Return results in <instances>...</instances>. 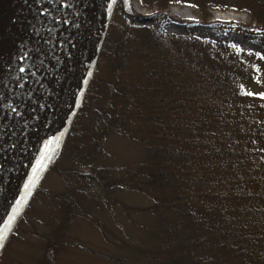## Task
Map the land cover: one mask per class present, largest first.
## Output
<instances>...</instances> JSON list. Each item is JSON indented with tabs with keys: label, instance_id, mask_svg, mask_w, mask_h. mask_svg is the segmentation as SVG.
Wrapping results in <instances>:
<instances>
[{
	"label": "trees",
	"instance_id": "trees-1",
	"mask_svg": "<svg viewBox=\"0 0 264 264\" xmlns=\"http://www.w3.org/2000/svg\"><path fill=\"white\" fill-rule=\"evenodd\" d=\"M139 1L143 8L157 9L142 27L145 34L123 27L121 41H104L80 109L94 108L114 134L143 146L144 157L109 179L110 168L98 162L105 150L84 154L83 143L74 142L63 179L72 188L68 173L85 168L105 188L151 200L139 210L156 215L157 223L149 240L133 242L135 264H264V96L255 89L264 87V73L244 61L232 64L215 48H180L165 25L188 21L164 13L184 6L205 23L212 11L244 13L248 24L211 25L217 33L239 31L264 49V38H259L264 0ZM133 2L119 0L117 8L122 5L126 14L140 16ZM101 64V75L107 74L98 79L101 89L104 84L112 92L100 95V89L93 96ZM62 156L60 152L52 167ZM56 197L74 202L69 192Z\"/></svg>",
	"mask_w": 264,
	"mask_h": 264
},
{
	"label": "rangeland",
	"instance_id": "rangeland-1",
	"mask_svg": "<svg viewBox=\"0 0 264 264\" xmlns=\"http://www.w3.org/2000/svg\"><path fill=\"white\" fill-rule=\"evenodd\" d=\"M133 6L140 16L128 15L122 5L118 8L115 6L104 39L106 41L108 38V44L114 43L115 38L117 41L122 40L120 34L123 27L130 28L136 34H145L146 30L142 27L147 22V16L157 9L143 8L139 0H134ZM164 13L188 21L169 22L165 25V31L176 38L180 48H187L192 52H208V48H215L232 64L244 61L258 66L264 73V49L257 40H247L244 34L236 30L217 33L211 25L248 24L250 19L246 14L212 11L210 22L205 23L193 9L184 6L170 7ZM259 38H264L263 32ZM101 52L102 49L96 67ZM100 68L92 89L95 94L93 96H97L101 89L99 77L107 78L106 73L101 75L105 65ZM95 71L96 68L94 74ZM255 89L264 93V87L256 85ZM111 92V88L102 84L100 95ZM103 98L101 96L99 101ZM70 128V131L72 128L74 130V138H71L69 131L60 150L63 153L61 160L46 171L0 254V264H135L133 242L138 244L140 241L149 240L157 219L156 215L139 210L152 204L145 195L120 188H105L85 168L76 173H68L74 184L72 188L67 185L62 175V171L70 166L67 156L68 152L71 153L72 149L69 148L74 142L77 145L83 143L80 150L84 154L92 155L97 147L105 150V157H100L98 162L105 169L110 168L106 171L109 179L122 176L124 167H130L142 160L144 147L114 134L106 127L102 116L91 107L79 109ZM68 192L74 197V202L56 197ZM79 193L83 198L76 197ZM69 208L75 210L74 216L70 215ZM44 236H49L51 240ZM46 248H50L47 254L49 262L45 258Z\"/></svg>",
	"mask_w": 264,
	"mask_h": 264
},
{
	"label": "water",
	"instance_id": "water-1",
	"mask_svg": "<svg viewBox=\"0 0 264 264\" xmlns=\"http://www.w3.org/2000/svg\"><path fill=\"white\" fill-rule=\"evenodd\" d=\"M103 2L0 0V230L53 131Z\"/></svg>",
	"mask_w": 264,
	"mask_h": 264
},
{
	"label": "bare ground",
	"instance_id": "bare-ground-1",
	"mask_svg": "<svg viewBox=\"0 0 264 264\" xmlns=\"http://www.w3.org/2000/svg\"><path fill=\"white\" fill-rule=\"evenodd\" d=\"M116 3L117 0H114V2L113 0H104L103 2L99 18L83 54L80 68L56 120L53 131L50 134L41 155L27 177L26 182L23 184L20 194L18 195L12 209L9 211L0 230V234L3 236V239H0V252L2 251L3 245L8 241L15 225L24 213L26 206L34 195L44 174L52 164L56 154L64 145L69 128L86 93V89L90 82V76L94 71L102 42ZM191 18H193V16H191Z\"/></svg>",
	"mask_w": 264,
	"mask_h": 264
},
{
	"label": "snow or ice",
	"instance_id": "snow-or-ice-1",
	"mask_svg": "<svg viewBox=\"0 0 264 264\" xmlns=\"http://www.w3.org/2000/svg\"><path fill=\"white\" fill-rule=\"evenodd\" d=\"M113 2H114V0H113ZM24 55H27V53H25ZM20 58L23 59L24 57L21 56ZM262 58H264V57H262ZM20 71L23 72L24 69H23V68H20ZM248 95H253V93H248ZM260 95H261V96H264V93H262V94H260ZM0 239H3L2 234H0Z\"/></svg>",
	"mask_w": 264,
	"mask_h": 264
}]
</instances>
